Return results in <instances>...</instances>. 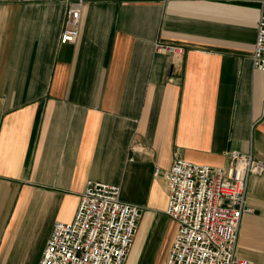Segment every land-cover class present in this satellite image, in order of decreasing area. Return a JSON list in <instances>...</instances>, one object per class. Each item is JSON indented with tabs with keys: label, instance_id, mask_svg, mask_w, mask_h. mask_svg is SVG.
<instances>
[{
	"label": "crops",
	"instance_id": "0c3cea01",
	"mask_svg": "<svg viewBox=\"0 0 264 264\" xmlns=\"http://www.w3.org/2000/svg\"><path fill=\"white\" fill-rule=\"evenodd\" d=\"M67 8L0 0V264H40L89 180L141 207L125 264H166L173 155L225 166L231 150L262 166L237 254L264 264V71L252 58L264 0H85L63 44Z\"/></svg>",
	"mask_w": 264,
	"mask_h": 264
},
{
	"label": "built area",
	"instance_id": "2783aa9c",
	"mask_svg": "<svg viewBox=\"0 0 264 264\" xmlns=\"http://www.w3.org/2000/svg\"><path fill=\"white\" fill-rule=\"evenodd\" d=\"M35 2L40 0H12ZM63 44L76 42L85 0H66ZM165 3L169 0H160ZM156 52L182 55L181 45L154 42ZM253 66L264 71V14L257 24ZM225 166L199 164L173 155L166 172V214L178 230L166 264H259L237 254L243 216L252 211L248 185L262 166L252 154L231 150ZM161 169L156 168L158 175ZM141 207L120 198V186L89 180L71 221H59L40 264H125L135 241Z\"/></svg>",
	"mask_w": 264,
	"mask_h": 264
}]
</instances>
